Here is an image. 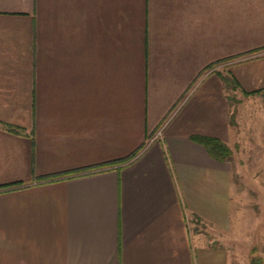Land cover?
<instances>
[{"label":"crops","instance_id":"obj_1","mask_svg":"<svg viewBox=\"0 0 264 264\" xmlns=\"http://www.w3.org/2000/svg\"><path fill=\"white\" fill-rule=\"evenodd\" d=\"M223 61L264 92V0H0V264H231Z\"/></svg>","mask_w":264,"mask_h":264},{"label":"rangeland","instance_id":"obj_2","mask_svg":"<svg viewBox=\"0 0 264 264\" xmlns=\"http://www.w3.org/2000/svg\"><path fill=\"white\" fill-rule=\"evenodd\" d=\"M251 56L239 54L237 61ZM228 67L223 61L215 69L219 75L227 76ZM224 88L234 135L229 144L231 149L226 145L230 150L228 161L233 168L231 221L229 229L221 234L229 237L226 241L232 254L231 264H249L250 260L264 264V92L245 96L237 88L225 85ZM191 229L207 230L197 219H193Z\"/></svg>","mask_w":264,"mask_h":264},{"label":"trees","instance_id":"obj_3","mask_svg":"<svg viewBox=\"0 0 264 264\" xmlns=\"http://www.w3.org/2000/svg\"><path fill=\"white\" fill-rule=\"evenodd\" d=\"M221 80L223 84L229 88H235L237 87V83L235 79L229 74L227 76H221ZM259 92L258 90L250 91V92H244L242 91L243 95L248 94H254ZM9 129L14 130L16 127L14 126H8ZM192 139L198 143H200L207 151L209 156L216 160H228L230 157V150L229 148L221 141L211 138V137H203V136H194ZM260 261L258 260V263ZM249 264H256L253 260H250Z\"/></svg>","mask_w":264,"mask_h":264}]
</instances>
